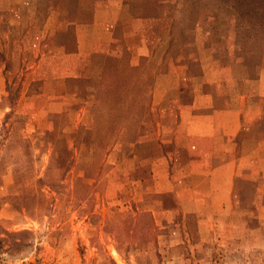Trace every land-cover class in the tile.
<instances>
[{"label":"rangeland","instance_id":"374dc122","mask_svg":"<svg viewBox=\"0 0 264 264\" xmlns=\"http://www.w3.org/2000/svg\"><path fill=\"white\" fill-rule=\"evenodd\" d=\"M124 4L116 35L134 53L152 49L141 62L107 56L98 79L44 87L26 50L24 64L0 73V251L32 264H264V16L225 0ZM43 14L36 24H58L57 15L42 23ZM1 24L2 38L9 23ZM0 52L11 54L4 39ZM167 60L177 71L153 81ZM168 88L184 95L154 112ZM194 89L214 93L219 108L227 93L240 96L244 154L259 144V160L242 162L258 173L236 172L230 199L211 210L224 224L207 231L195 209L179 210L174 194L158 191L170 146L193 126L192 114L167 110L191 104Z\"/></svg>","mask_w":264,"mask_h":264},{"label":"crops","instance_id":"0c3cea01","mask_svg":"<svg viewBox=\"0 0 264 264\" xmlns=\"http://www.w3.org/2000/svg\"><path fill=\"white\" fill-rule=\"evenodd\" d=\"M124 2L78 0L77 8L72 12L69 9L70 0H0V23H9L0 41L4 39L11 51L8 56L0 52V73L7 66L24 64L26 50L34 56L33 65L28 67L30 73L36 75L32 80H42L44 87L52 81L66 83L78 78L98 79L107 56L130 58L131 55L136 62H141L144 56L153 54L152 49L146 52V47H138L134 53L130 47L121 46L116 35L121 17L125 14ZM40 10L44 13L42 23L47 24L57 15L58 24L53 28L36 24ZM72 14L87 16L90 23L70 24ZM1 29H4L2 24L0 33ZM176 71L173 60H167L165 72L159 71L152 79L161 81L165 75ZM143 79L144 76L140 78ZM184 91L180 88L162 90L157 94L162 99L153 111H165L162 107L165 98L184 95ZM198 91L194 89L190 92V96L193 94L191 104L177 106L174 102L167 110L180 113L182 117L192 114L193 126L188 133L174 139V145L170 146L166 155L172 166L169 180H164V187L160 186L158 191L174 194L179 210L195 209L200 229L207 231L224 224L214 215L218 212L211 210H221L230 199L227 194L236 172L247 169L248 176L258 173L249 164L242 165V162L259 160V144L255 143L254 148L244 154V133L248 128L244 126L242 99L239 103L237 100L240 96L232 98L227 93L219 108L215 105L214 93ZM44 95L47 93H39V96ZM64 95L60 91L57 96ZM200 99H204V103L196 104L201 102ZM218 112L221 113L220 122H214L213 115Z\"/></svg>","mask_w":264,"mask_h":264},{"label":"trees","instance_id":"16d2710c","mask_svg":"<svg viewBox=\"0 0 264 264\" xmlns=\"http://www.w3.org/2000/svg\"><path fill=\"white\" fill-rule=\"evenodd\" d=\"M225 3L229 5L234 12L237 11L239 7L245 8L246 5L250 13H259L261 16H264V0H225ZM108 65H110L109 62Z\"/></svg>","mask_w":264,"mask_h":264},{"label":"built area","instance_id":"2783aa9c","mask_svg":"<svg viewBox=\"0 0 264 264\" xmlns=\"http://www.w3.org/2000/svg\"><path fill=\"white\" fill-rule=\"evenodd\" d=\"M0 264H32V263H30V262H20V263H15L14 261L8 259L7 256L4 255V254L0 251Z\"/></svg>","mask_w":264,"mask_h":264}]
</instances>
